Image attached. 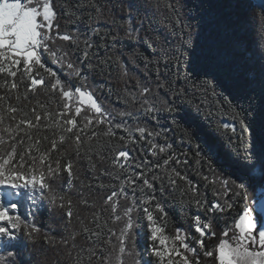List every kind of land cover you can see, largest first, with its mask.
I'll return each instance as SVG.
<instances>
[{"label": "snow or ice", "instance_id": "1", "mask_svg": "<svg viewBox=\"0 0 264 264\" xmlns=\"http://www.w3.org/2000/svg\"><path fill=\"white\" fill-rule=\"evenodd\" d=\"M0 264H264V0H0Z\"/></svg>", "mask_w": 264, "mask_h": 264}, {"label": "trees", "instance_id": "2", "mask_svg": "<svg viewBox=\"0 0 264 264\" xmlns=\"http://www.w3.org/2000/svg\"><path fill=\"white\" fill-rule=\"evenodd\" d=\"M156 27H159L160 28V31H164V28L163 26L161 25H154ZM128 48H132L133 45L128 42V41H124L123 42ZM141 49L148 55H151V53L148 52V49L143 45L141 44L140 45ZM55 67V66H54ZM129 67H131V65H129ZM133 71H139L138 69H132ZM94 80L97 84H101V83H109L107 81V77L106 75H100L99 74V69H97V74L94 76ZM132 84H134L135 82L132 81L131 82ZM110 86L113 87L114 90H119L122 85L120 83H117L115 81L113 82H110ZM101 95H104V96H107V94L101 90L100 92ZM108 100H110L111 104L112 105H115V106H118L120 108H123V105L122 104H119L118 102V99L115 95L111 96V97H108ZM114 115H115V118L116 119H120V117L118 115L115 114L114 112ZM161 123H164L163 119H161ZM119 131V130H118ZM180 131L178 129H173L167 133L164 134V136L167 137L168 139V142L170 143H173L174 144V149L176 150L177 152V155L179 153L180 150H187L188 148V145L185 143V144H182L180 143ZM158 142L159 143H164V138L161 137V138H158ZM226 142V141H225ZM148 159H153L152 157H148ZM181 160L184 159V157H180ZM188 160H189V163L187 165H180L178 166V170L181 171L182 174L188 176V178L190 180H193L195 182H197V184L200 186V190L202 192H207V197L208 199H213V195H212V192L210 190V186H205V182L203 181V179L197 175V172L198 171H201V172H204L205 174H208V175H211L210 173L207 172V167L206 165L204 166H197L195 161H196V157L193 153L190 152L189 156H188ZM183 182H180L178 181V184H182ZM177 199L176 198H168L166 200V205H167V211L169 212L170 214V220H169V223L167 225V228H166V231L168 233H174V230L177 228V227H182V228H188L191 224V220L189 218H187L185 215L179 213L177 211ZM235 213H232L231 215H234ZM48 214L47 212H44L41 214V217H40V220H41V223L47 227L48 226ZM221 224L223 225V221L221 222ZM138 243L143 246V244L145 243L144 239L141 237L138 241Z\"/></svg>", "mask_w": 264, "mask_h": 264}]
</instances>
